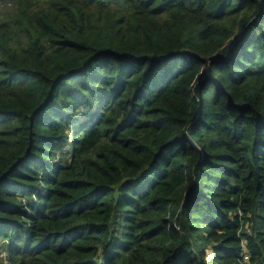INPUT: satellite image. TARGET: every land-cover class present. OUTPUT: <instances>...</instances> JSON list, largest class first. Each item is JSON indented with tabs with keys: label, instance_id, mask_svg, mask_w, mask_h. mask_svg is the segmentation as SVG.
<instances>
[{
	"label": "trees",
	"instance_id": "obj_1",
	"mask_svg": "<svg viewBox=\"0 0 264 264\" xmlns=\"http://www.w3.org/2000/svg\"><path fill=\"white\" fill-rule=\"evenodd\" d=\"M0 2V264H264V0Z\"/></svg>",
	"mask_w": 264,
	"mask_h": 264
},
{
	"label": "rangeland",
	"instance_id": "obj_2",
	"mask_svg": "<svg viewBox=\"0 0 264 264\" xmlns=\"http://www.w3.org/2000/svg\"><path fill=\"white\" fill-rule=\"evenodd\" d=\"M0 5H2L1 2H0ZM8 7H12L11 4H8ZM8 10H9V9L6 8L4 5H2V6L0 7V13H1V14H5ZM209 253H210V252H209ZM1 255L4 256V255H6V253H2V254H0V258H1Z\"/></svg>",
	"mask_w": 264,
	"mask_h": 264
},
{
	"label": "built area",
	"instance_id": "obj_3",
	"mask_svg": "<svg viewBox=\"0 0 264 264\" xmlns=\"http://www.w3.org/2000/svg\"><path fill=\"white\" fill-rule=\"evenodd\" d=\"M244 258H245V260H247L248 261V254H247V252H244Z\"/></svg>",
	"mask_w": 264,
	"mask_h": 264
}]
</instances>
